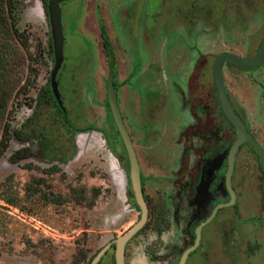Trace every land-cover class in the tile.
<instances>
[{"label": "rangeland", "instance_id": "1", "mask_svg": "<svg viewBox=\"0 0 264 264\" xmlns=\"http://www.w3.org/2000/svg\"><path fill=\"white\" fill-rule=\"evenodd\" d=\"M93 1L59 3L62 62L55 79L64 116L54 107L46 87L53 54L42 3L13 0L11 9L0 7V102L4 106L0 138H6L0 152V264H86L138 218L127 196L119 136L104 109L107 59L96 31L84 30L81 24ZM115 1L121 4L113 6ZM229 3L107 0L103 12L115 59L113 81L117 85L124 58L125 73L131 70L133 74L129 84L138 90L148 76L141 70L151 55L167 54L165 46L179 50V42L187 48L190 36L206 29L204 51L209 61L220 52L250 55L264 31V5ZM238 17L244 23H237ZM139 70L142 74H137ZM246 75L253 74H239L230 66L223 69L231 100L243 110L252 135L264 146V125L250 101ZM174 93L178 95V88ZM114 95L143 176L168 175L170 151L158 150L151 144L157 137L152 139L153 135L137 129L134 105H125L117 86ZM139 95L142 104L146 102L156 112L155 121L170 122L177 108L173 98L143 90ZM141 119L147 124L144 116ZM4 125H8L5 132ZM233 183L244 224L238 225L231 216L228 222L219 218L210 223L201 248L185 264H211L199 262L201 255H213L217 264H264V177L246 149L237 156ZM144 184L149 217L125 244L124 262L177 264L187 241L181 230L183 221L174 222L165 206L168 183ZM165 216L169 228L156 234L158 219ZM99 264H113V249Z\"/></svg>", "mask_w": 264, "mask_h": 264}, {"label": "flooded vegetation", "instance_id": "2", "mask_svg": "<svg viewBox=\"0 0 264 264\" xmlns=\"http://www.w3.org/2000/svg\"><path fill=\"white\" fill-rule=\"evenodd\" d=\"M224 1L226 6L228 2H230V5L232 2L234 5L236 4V6L264 5V0ZM94 8L95 16L97 17L96 24L98 28V35L100 37L98 21L101 22L106 34L107 31L101 14L98 11V6H95ZM236 22H240V24L244 23L243 20L241 21L240 17L237 18ZM206 36L207 29L201 33L199 32L197 35L190 36L191 39L189 40V46L187 48L183 47V43L179 42L178 44L181 45L179 50H171L166 46H163L167 49V54H163V52L159 51L151 55V57L148 59V63L141 70L143 73L148 72V76L143 79L138 90L132 88L129 84L133 79V74L131 70H128L125 73L124 64L126 65L125 67H127L128 64L127 60L124 58L122 60V73L124 70L123 78L117 82V85L114 82L115 88L117 86V89L120 90V96L124 100L125 105L128 106L129 103L134 105L136 113L135 116L138 120L136 122L137 129L142 134L150 133L153 135L151 137L152 139L157 137L156 141L151 140V144L156 145L158 150H169L171 153V156L169 155V162L171 166L167 171L168 175H153L152 177H144L141 173L136 152L134 150L139 168L142 197L147 208V219L149 217L150 209L145 196L144 183L149 181L153 185L158 186L168 183L169 188L166 191L167 195L165 196V206L170 208L171 218L174 220V222H178L180 220L183 221V229L181 230L183 235H185L187 243L180 253L177 264H179V261L185 251H187V253L182 264H185L189 258L191 259L195 256L196 252L201 248L203 243L205 229L213 221L220 218V220L224 219L228 222L230 220L229 217L231 216V218L238 221V225L242 226L244 224L245 221H240L241 216L238 214L237 206L239 199L238 193L233 183L236 170V159L242 149H246L248 154L252 157V159H254L259 176L264 177V146H262L257 141L255 136L252 135L250 127L246 123L243 110L235 106L230 98L227 88L225 87L232 109L240 118L248 137L260 149L262 157L261 166L257 153L246 142L240 143L238 145L233 157L232 170L230 174L229 185L233 196L232 200L230 199V194L225 185L224 175L227 168L228 150L236 140V133L235 130L226 122L219 109L212 77V66L214 59L218 54L232 52H220L212 57V59L209 61V58L206 56L207 53L204 51L206 48ZM263 37L264 31L260 34L259 40L253 52L250 55L242 57L250 58L254 56L258 51ZM101 47L103 50L102 41ZM227 66L232 67L239 74H253L250 78L246 75L248 92L250 93V101L252 106L256 114H258L257 119L264 125V61L251 70H240L231 63L224 62L222 65V77L223 69ZM260 68H263V71H259ZM141 71H137V74L139 72L141 73ZM206 73L210 75L208 76ZM170 80H172V82H170ZM175 88H178V95L174 93ZM142 90L145 92V94H168L169 99L173 98L172 100H175L177 108L175 109L174 116L170 122L165 118L160 121L154 120L156 112H154L153 109H151V106L147 105L146 102L142 104L139 95L140 91ZM176 96L179 98L178 100L175 99ZM212 100H214V105H212ZM126 110L129 111L128 108ZM61 114L64 116L63 112H61ZM143 116L145 117L144 120L147 122V124L150 125L149 128L147 124L143 123L141 119ZM120 118L125 127L124 119L122 118L121 114ZM73 131H76V129H73ZM104 136L107 141V136ZM118 143L122 153L121 158L119 159L123 160L126 165L124 173L127 184V196L130 195L128 198L131 200L133 208L139 213V209L134 204L133 197L128 188L127 160L125 152L121 146L120 140ZM108 144H111V140H109ZM224 147H226L225 153ZM220 157L221 160L218 162L217 158L219 159ZM182 204H184L183 207ZM226 204L229 205L217 208L213 216L206 222L215 207ZM222 209L227 210L226 214L221 217L219 216V213ZM165 217L166 219L162 217L158 219L159 224L156 225V234H160L169 228L167 216ZM142 228L140 230H142ZM140 230H138L134 235H136ZM134 235L132 237H134ZM108 243H110V245L106 252L109 249L114 248L112 241ZM103 257H101V259ZM198 259L201 263L205 261L206 263H209L212 261L211 264H217L215 262L216 258L213 255L210 258L205 257V255H201V257ZM100 261L97 264H99Z\"/></svg>", "mask_w": 264, "mask_h": 264}, {"label": "water", "instance_id": "3", "mask_svg": "<svg viewBox=\"0 0 264 264\" xmlns=\"http://www.w3.org/2000/svg\"><path fill=\"white\" fill-rule=\"evenodd\" d=\"M63 0H47L46 1V15L49 26V33L51 39V48H52V68L49 73V87L51 94L58 105L60 107L59 95L57 92V84H56V73L62 62V31H61V22H60V11H59V3ZM108 66H107V77L105 83V100L108 107L109 114L112 119V123L114 128L119 136V140L121 142V146L125 152L126 160H127V182L129 192L133 197L134 204L139 209L138 219L130 225L125 232L121 235L117 236L112 240L113 243V262L114 264H125L123 259L124 246L128 242V240L142 228L147 219V208L142 197V189L140 182V174L139 168L136 160V156L134 153V149L132 143L129 139V136L125 130V127L121 121L120 114L116 105V99L114 95V83H113V68H114V56L110 46L108 45ZM264 61V37L259 45L258 51L256 54L250 58H245L237 54L233 53H220L216 56L212 66V77L215 88V93L218 100L219 109L226 120V122L235 130L236 140L231 145L227 154V168L225 171V185L230 194V199L232 200V191L229 185L230 182V174L232 170V162L234 154L237 150V147L240 143L246 142L258 155L260 165L262 166V157L261 151L257 147V145L248 137L245 132L244 126L238 117V115L232 109V106L228 100L226 89L223 82L222 77V65L224 62H229L240 70H248L250 68H254L260 65ZM230 200V202H231ZM230 204V203H229ZM226 205H219L214 208L210 217L206 220V222L213 216L217 208L225 207ZM205 222V223H206ZM110 243H107L105 246L100 248L88 264H97L101 257L105 254L108 249ZM187 251L183 253L179 264L184 262Z\"/></svg>", "mask_w": 264, "mask_h": 264}, {"label": "trees", "instance_id": "4", "mask_svg": "<svg viewBox=\"0 0 264 264\" xmlns=\"http://www.w3.org/2000/svg\"><path fill=\"white\" fill-rule=\"evenodd\" d=\"M41 3H42V5H43V8H44V10H45V12H46V1L47 0H39ZM12 2H13V0H0V7H2L3 5L5 6V7H8L9 9H11L12 8ZM98 27H99V33H100V38H101V41H102V46H103V50H104V53H105V56H106V59H107V61H108V39H107V35H106V33H105V31H104V28H103V26H102V24H101V22L100 21H98ZM14 28V27H13ZM13 30V32H14V34L16 35V36H18L17 35V33H16V30L15 29H12ZM113 83H114V81H113ZM46 87H47V92L49 93V96L52 98V100H53V104H54V107L57 109V111L61 114V112H62V110L57 106V104H56V102H55V100L53 99V96H52V94H51V91H50V87H49V83H47L46 84ZM114 88H115V84H114ZM104 109H105V111L109 114V111H108V107H107V104H106V101L104 102ZM3 110H4V106H3V104L0 102V116H1V114H2V112H3ZM63 118V117H62ZM7 127H8V125H4V129H3V131L5 132V131H7ZM113 128H114V126H113ZM114 130H115V128H114ZM115 134H116V136H117V138H118V134L116 133V131H115ZM3 138H0V152L1 151H3L4 149H5V142H6V138L4 137V140H2ZM107 142L109 143V139L107 138ZM119 142V141H118ZM111 151H113V150H111ZM121 158V157H120ZM54 169H55V167H54ZM129 197H130V195H128ZM9 202H11V201H9ZM87 264V263H86Z\"/></svg>", "mask_w": 264, "mask_h": 264}, {"label": "crops", "instance_id": "5", "mask_svg": "<svg viewBox=\"0 0 264 264\" xmlns=\"http://www.w3.org/2000/svg\"><path fill=\"white\" fill-rule=\"evenodd\" d=\"M106 2H107V0H94L93 1V6H92V9H91V11H90V13L88 14V16L87 17H84V19H82V22H81V24H82V28L84 29V30H87V29H89V30H92V31H96V33H97V35H98V28H97V24H96V20L94 21V16H95V6H96V4H98V11L100 12V14H101V17H102V19H103V22H104V25H105V28H106V31H107V33H108V28H107V24H106V19L107 18H105V16H104V12H103V8H104V4H106ZM112 4V3H111ZM119 4H121V2L120 1H115V3H113V6H117V5H119ZM98 37H99V35H98ZM100 38V37H99ZM100 42H98L99 44H100V47H101V40H99ZM110 45V44H109ZM111 48V47H110ZM101 49H102V47H101ZM118 49H119V47H118ZM121 51V50H120ZM123 59V58H122ZM122 59H120V61L122 60ZM120 67V66H119ZM122 75H123V73H122V68H120V71H118V73H117V78H118V82L123 78L122 77ZM98 91V90H97Z\"/></svg>", "mask_w": 264, "mask_h": 264}]
</instances>
